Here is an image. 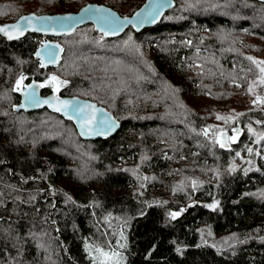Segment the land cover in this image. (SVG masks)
<instances>
[{"label":"trees","instance_id":"trees-1","mask_svg":"<svg viewBox=\"0 0 264 264\" xmlns=\"http://www.w3.org/2000/svg\"><path fill=\"white\" fill-rule=\"evenodd\" d=\"M68 1L0 0V20ZM76 1L129 15L144 0ZM175 1L140 31L52 36L56 66L34 55L43 34H0V264H93L90 245L123 264H264V84L247 59L264 61V2ZM52 73L43 92L93 99L118 130L83 138L47 107L14 110L18 78Z\"/></svg>","mask_w":264,"mask_h":264},{"label":"water","instance_id":"water-1","mask_svg":"<svg viewBox=\"0 0 264 264\" xmlns=\"http://www.w3.org/2000/svg\"><path fill=\"white\" fill-rule=\"evenodd\" d=\"M261 1L264 2V0ZM175 2V0H144L142 4L131 14L123 15L115 8L105 3L89 1L76 10L65 12L36 13L35 11H29L19 15L13 20L0 22V28L15 24H19L21 27L26 28L23 35H17L15 32H12V35L14 36L13 39L21 38L27 32L43 34L44 37L36 46L34 55L42 67H50L56 66L60 63L64 50L63 44L52 36L71 34L77 27L89 22L92 23L94 27L106 37L118 36L128 27H132L134 30L140 31L144 27L151 26L159 22L166 11L175 5ZM159 5L163 6L158 8V15L156 16L155 22H153L149 14L152 13L153 10L157 9ZM85 9L90 10L85 11ZM137 13H141V18H148L144 19L143 23H139ZM23 17H33L32 27H28V21L23 19ZM65 17H72L73 19H61ZM106 19L115 20L118 23L109 26L105 23ZM9 31L11 32V29H9ZM0 34L9 39L8 34L5 32L0 31ZM50 52L55 53L54 59L49 56ZM37 53H39V55H37ZM41 85L42 83L37 79H32L29 82L24 83L18 91L20 99L14 104V110H38L47 107L52 111L58 112L63 117L71 119L80 136L83 138L96 139L99 137H108L118 130L120 126L119 119H117L104 105L98 104L93 99L79 95H60L56 91L43 92V87H41ZM31 92H35L36 100H38L39 103H35L26 97L25 94ZM45 101H47V103H45ZM60 101H70L71 105L69 109H62L61 104L59 103ZM76 105L93 106L92 108H86L85 110L95 115L96 119L94 121V126L102 129L100 133L85 132V134H81L82 129L79 118L74 115L71 110V108ZM58 108H61V110L58 111ZM104 121H108L112 127L109 129L104 124ZM226 135L229 136L228 134Z\"/></svg>","mask_w":264,"mask_h":264},{"label":"snow or ice","instance_id":"snow-or-ice-1","mask_svg":"<svg viewBox=\"0 0 264 264\" xmlns=\"http://www.w3.org/2000/svg\"><path fill=\"white\" fill-rule=\"evenodd\" d=\"M162 6L163 5H159L157 7V9L153 10V12L149 14L150 17H151V20L153 22H155L156 16L158 15V8L162 7ZM89 10L90 9H85V11H89ZM137 17H138V22L139 23H143L144 19L148 18V17L141 18V13H137ZM23 19L28 21V27H32V19H33V17H23ZM61 19L72 20L73 18L72 17H65V18H61ZM105 23L108 24L109 26H112V25L117 24L118 22L115 21V20H107L106 19ZM9 29H11V32L9 31ZM25 30H26V28L21 27L19 24L5 26L4 28H0V31L5 32L6 34H8V38L9 39H13L14 38V36L12 35V32H15L17 35H23ZM37 55H39V53H37ZM49 56L53 57V59H54L55 53L54 52H50ZM247 59L249 61H251L252 64H254L256 66V69H258V72H259V83L260 84H264V61L256 60L253 57H247ZM249 71H252V69H249ZM51 79L53 81L57 80V78L55 76H53ZM22 80H23V77H21L19 80H17V82H16V89L17 90L21 89ZM60 83H66V82H60ZM256 83H257V81H253V84L249 86V88H248L249 92L253 91V85H255ZM237 86H239V85H237ZM41 87H43V85H41ZM25 95H26V97L29 100H31V101H33L35 103H39V101L36 100L35 92L26 93ZM258 101H260V97H257L256 100L253 101V103L255 104ZM45 103H47V101H45ZM59 103L61 104V108L64 109V110L69 109V107L71 105L70 101H60ZM92 107H93L92 105H87V106L76 105V106L71 108L73 114L76 115L79 118V122H80L81 129H82V133H81L82 135L85 134V132L100 133L102 131V129L94 126V121L96 119L95 115L93 113H90V112L85 110L86 108H92ZM61 108H58L57 110L59 111V110H61ZM217 119H222V120H225L227 122V120L228 119H232V117H227L226 118V117H221V116L218 115ZM257 122L259 123V121H257ZM104 124L109 129L112 127V125L108 121H104ZM233 132L236 133V134L233 135V136H227L223 132V130H220V135L223 138L220 139V140H217L216 142L219 144V146L221 148H225V147L228 146L229 142H235L237 140L238 135H239V131L237 129H233ZM205 135H207V130H205ZM258 139H264V136H260ZM247 151L249 153H251L253 150L251 148H248ZM239 155L240 154L237 153V156H239ZM249 163H251V161H249ZM232 170L235 171V167L234 166H233ZM145 179H147V178H145ZM209 207H214V205H209ZM178 215H180L179 212L171 213V216H172L173 219H175ZM96 251L99 253L100 257H103V259L96 258L97 264H107V262L109 260H111L112 257H115V256L118 255L115 252H113V253H111V255H109V253L103 252L99 248H97ZM117 264H119L118 261H117Z\"/></svg>","mask_w":264,"mask_h":264},{"label":"rangeland","instance_id":"rangeland-1","mask_svg":"<svg viewBox=\"0 0 264 264\" xmlns=\"http://www.w3.org/2000/svg\"><path fill=\"white\" fill-rule=\"evenodd\" d=\"M77 4V1L76 0H70L68 1L67 3V8L66 10H57L55 12H65V11H70V10H75V5ZM31 11V10H29ZM28 11V12H29ZM11 19H7V20H0V22H4V21H9ZM13 20V19H12ZM44 37V35H43ZM53 73L52 74H49L47 75L44 79L40 80V82L44 85L48 80H50L52 77H53ZM21 78V77H20ZM20 78H18L17 80H19ZM17 82V81H16ZM24 84L23 80H22V83H21V86ZM189 97V100L191 102H194V103H199L201 101V99H203V97H194V96H188ZM99 248L101 249L103 252H107L109 253V255H111V253L115 252L117 253L118 255L115 256V257H112L111 260H109L107 262V264H117V261L119 262V264H123L124 262V257H123V252L118 249V248H107V249H104V248H101L99 246H95V245H90L89 249H90V252H91V257H92V260H93V264H97V260L96 258H99V259H103V257H100L99 256V253L96 251V249Z\"/></svg>","mask_w":264,"mask_h":264},{"label":"flooded vegetation","instance_id":"flooded-vegetation-1","mask_svg":"<svg viewBox=\"0 0 264 264\" xmlns=\"http://www.w3.org/2000/svg\"><path fill=\"white\" fill-rule=\"evenodd\" d=\"M213 205H214V203H213Z\"/></svg>","mask_w":264,"mask_h":264}]
</instances>
